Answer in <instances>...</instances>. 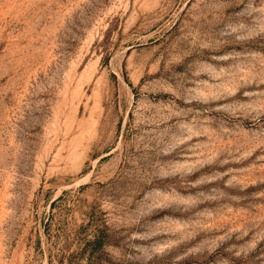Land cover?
I'll use <instances>...</instances> for the list:
<instances>
[{
	"label": "rangeland",
	"instance_id": "rangeland-1",
	"mask_svg": "<svg viewBox=\"0 0 264 264\" xmlns=\"http://www.w3.org/2000/svg\"><path fill=\"white\" fill-rule=\"evenodd\" d=\"M0 264H264V0H0Z\"/></svg>",
	"mask_w": 264,
	"mask_h": 264
}]
</instances>
